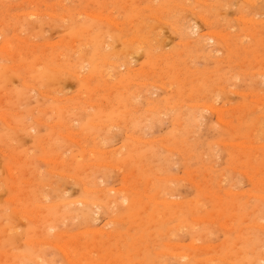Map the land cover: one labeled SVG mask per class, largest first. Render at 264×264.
Masks as SVG:
<instances>
[{
	"label": "rangeland",
	"instance_id": "374dc122",
	"mask_svg": "<svg viewBox=\"0 0 264 264\" xmlns=\"http://www.w3.org/2000/svg\"><path fill=\"white\" fill-rule=\"evenodd\" d=\"M0 264H264V0H0Z\"/></svg>",
	"mask_w": 264,
	"mask_h": 264
},
{
	"label": "bare ground",
	"instance_id": "6f19581e",
	"mask_svg": "<svg viewBox=\"0 0 264 264\" xmlns=\"http://www.w3.org/2000/svg\"><path fill=\"white\" fill-rule=\"evenodd\" d=\"M95 17H97V16H95ZM109 19V18H108ZM109 22V21H108ZM111 22V21H110ZM112 23V22H111ZM195 29V28H194ZM195 31V30H194ZM188 34V33H187ZM193 34V33H192ZM220 36V35H219ZM223 36V35H222ZM218 38V37H217ZM221 40V39H220ZM103 41V40H102ZM198 43V42H197ZM103 47V46H102ZM6 49V48H5ZM103 50H104V48H103ZM137 50V49H136ZM132 52V51H131ZM137 52V51H136ZM132 54H133V52H132ZM132 54H131V56H132ZM133 57V56H132ZM110 61H111V59H110ZM106 63V62H105ZM119 66V65H118ZM79 77V76H78ZM28 85V84H27ZM207 108V107H206ZM210 110H211V108H210ZM214 110V109H213ZM198 116V115H197ZM29 117V116H28ZM27 117V118H28ZM6 120V119H5ZM219 120V119H218ZM39 121V120H38ZM3 122H4V120H3ZM82 122V121H81ZM18 127V126H17ZM26 131V130H25ZM28 132H29V130H28ZM10 168V167H9ZM11 173V172H10ZM10 175V174H9ZM77 200V199H76ZM84 202V201H83ZM94 203V202H93ZM80 204V203H79ZM65 205V204H64ZM92 206V205H91ZM98 206V205H97ZM94 207V206H93ZM102 207V206H101ZM100 207V208H101ZM87 231V230H86ZM89 231V230H88ZM96 232H98V230L96 231ZM101 232V231H100ZM100 234V233H99ZM251 240V239H250ZM66 247V246H65ZM61 248V247H60ZM35 249V248H34ZM61 250V249H60ZM66 253V252H65ZM69 253V252H68ZM90 253V252H89ZM173 255V254H172ZM175 255V254H174ZM68 256V255H67ZM26 258V257H25ZM214 259V258H213ZM52 260V259H51ZM46 261V260H45ZM70 261V260H69Z\"/></svg>",
	"mask_w": 264,
	"mask_h": 264
}]
</instances>
